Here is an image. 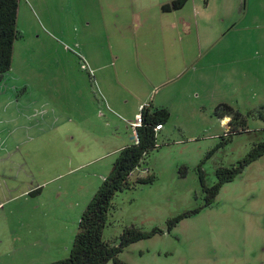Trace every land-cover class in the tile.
Instances as JSON below:
<instances>
[{
	"label": "rangeland",
	"instance_id": "374dc122",
	"mask_svg": "<svg viewBox=\"0 0 264 264\" xmlns=\"http://www.w3.org/2000/svg\"><path fill=\"white\" fill-rule=\"evenodd\" d=\"M172 1L18 0L20 35L0 78V264L70 255L141 104L171 112L142 164L156 178L116 192L103 237L162 231L119 259L264 264V153L213 199L208 190L220 167L264 144V0L164 11Z\"/></svg>",
	"mask_w": 264,
	"mask_h": 264
},
{
	"label": "trees",
	"instance_id": "16d2710c",
	"mask_svg": "<svg viewBox=\"0 0 264 264\" xmlns=\"http://www.w3.org/2000/svg\"><path fill=\"white\" fill-rule=\"evenodd\" d=\"M188 0H173L163 5L164 11L179 10ZM18 0H0V78L9 70L13 62L14 43L20 35L18 29ZM142 123L137 126V140L121 148L113 163L111 172L105 177L101 186L83 211L78 231L67 258L53 261L51 264H106L114 260L116 264H125L119 259V253L133 242L149 238L162 231L156 228L145 231L137 226L126 227L120 237L119 245H111L104 237V228L108 224L110 211L114 207L116 192L136 184L153 182L156 178L150 167H143V161L150 150L158 146L157 125L169 121L171 112L166 107L153 108L145 105L140 111ZM264 144L252 149L247 156L231 168L220 167L217 170L218 182L208 188L212 199L219 193L221 186L233 180L244 170L246 164L264 153ZM143 173H147L144 175ZM211 202V201H210ZM181 216L170 221L178 222Z\"/></svg>",
	"mask_w": 264,
	"mask_h": 264
},
{
	"label": "crops",
	"instance_id": "0c3cea01",
	"mask_svg": "<svg viewBox=\"0 0 264 264\" xmlns=\"http://www.w3.org/2000/svg\"><path fill=\"white\" fill-rule=\"evenodd\" d=\"M194 5H195V3H194ZM185 7V6H184ZM183 7V8H184ZM196 7V8H195ZM182 8V9H183ZM182 9H180V10H178V11H181ZM193 12H192V15H193V17L191 18V16H186L185 15V17L184 18H182L181 19V22H182V29L184 30V31H186V32H190L191 30H192V27L193 26H195L196 25V23L198 22L197 20V17H198V15L200 14V12H201V10L199 11V7L197 6V5H195L194 7H193V10H192ZM194 18V19H193ZM199 29V28H198ZM143 106H145V105H140V108L142 109L143 108ZM138 114H140V112L139 113H137V115ZM130 126V125H129ZM164 129V127L161 129V131ZM133 141H136V138H135V131H133V137H131V143L133 142ZM126 145H128V144H125L124 146H126ZM124 146H122V147H124ZM122 147H120V148H118V149H121Z\"/></svg>",
	"mask_w": 264,
	"mask_h": 264
},
{
	"label": "built area",
	"instance_id": "2783aa9c",
	"mask_svg": "<svg viewBox=\"0 0 264 264\" xmlns=\"http://www.w3.org/2000/svg\"><path fill=\"white\" fill-rule=\"evenodd\" d=\"M130 123H131V125L134 127L135 138H136V140H137L138 138H137L136 128H137V126H139V125L142 123V117H141V114H138L136 120L133 121V122H130ZM162 128H163V126H162L161 124L157 125V129H158V130H159V129H162Z\"/></svg>",
	"mask_w": 264,
	"mask_h": 264
}]
</instances>
